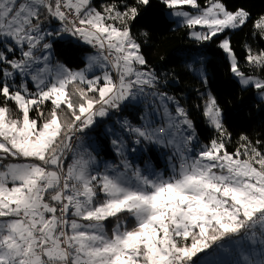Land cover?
<instances>
[{
    "label": "snow or ice",
    "instance_id": "snow-or-ice-1",
    "mask_svg": "<svg viewBox=\"0 0 264 264\" xmlns=\"http://www.w3.org/2000/svg\"><path fill=\"white\" fill-rule=\"evenodd\" d=\"M159 3L201 44L250 21L264 38V14L226 0ZM152 5L0 0V264H264V139L241 134L229 150L223 108L208 92L202 115L217 135L199 143L134 31ZM73 41L95 50L83 67L68 59ZM218 46L238 83L264 100V48L245 46L249 75L229 37ZM129 108L137 114L124 115ZM107 117L119 163L101 169L73 141ZM154 149L167 150L171 174L129 158ZM227 240L242 259H219Z\"/></svg>",
    "mask_w": 264,
    "mask_h": 264
},
{
    "label": "trees",
    "instance_id": "trees-1",
    "mask_svg": "<svg viewBox=\"0 0 264 264\" xmlns=\"http://www.w3.org/2000/svg\"><path fill=\"white\" fill-rule=\"evenodd\" d=\"M103 2L104 0H96L98 4ZM200 2L203 4V0ZM226 3L230 9L244 7L250 11L253 19L259 14H264V0H226ZM144 25L148 27L145 28ZM134 31L142 43V51L149 67L162 79H167L164 89L180 98L194 119L198 134L205 142L217 133L202 115L205 96L201 92L204 86L218 98L223 108L225 127L232 133L229 150H234L241 134H246L252 139H264V100L256 98L254 89L244 90L233 76L229 67L230 61L218 46L221 36L206 45L207 58L204 64L207 84H204L203 79L190 69L188 56L182 53L184 48L189 50L195 47V42L187 34L189 30L184 26L176 27L175 21L167 16V8L159 3V0H153L152 7L134 25ZM143 31H148L149 36H140L139 33ZM227 34L241 69L249 75L253 74L252 68L244 60L245 46L257 51L264 48V38L255 34L251 21L247 26L228 31ZM73 45L68 59L72 67H82L83 55L91 48L82 43L76 44L75 41Z\"/></svg>",
    "mask_w": 264,
    "mask_h": 264
},
{
    "label": "rangeland",
    "instance_id": "rangeland-1",
    "mask_svg": "<svg viewBox=\"0 0 264 264\" xmlns=\"http://www.w3.org/2000/svg\"><path fill=\"white\" fill-rule=\"evenodd\" d=\"M185 10H188V9L185 8ZM192 11H194V10H192ZM167 16L170 19L175 21L176 27L184 26L180 22V18L174 17V16L169 14L168 9H167ZM229 31H233V30H229ZM227 32L220 35L222 37V39L225 36L229 37ZM189 37L195 42V47L189 48V50L187 48H184L182 50V53L184 55L188 56V58H189V64L188 65L192 66V67H190V69L192 71H193V67H195L196 69L202 70L199 72H197V71H193V72L197 76H199L203 79L204 76L207 77V71H206L204 63H205V60L207 58V55L205 54V49H206V45L209 42H205V43L201 44V43L195 41L194 38H192L190 35H189ZM94 52H95L94 49H88L85 51L84 55L90 54V53L94 54ZM189 53H190V55H188ZM225 55L227 56V58L230 61L228 54L225 53ZM94 72L96 74H99V69H94ZM164 87H165V84L161 88L162 91H166L164 89ZM208 92H210V91L208 90V88L206 86H204L201 94L203 96H205L206 93H208ZM168 94L175 96L180 101L181 105L185 107V105L182 103V101L180 100V98L178 96H176L170 92H168ZM256 98L258 100H261V98L258 95H256ZM73 99H75V97ZM50 106H51L50 102H46L45 109L47 110V108H50ZM130 112L133 114H137L134 109L129 108L125 111L124 115H129ZM98 119L100 120V123L98 124V126L93 128V129L85 130V132L82 133L78 144H82L83 148L88 149L89 151H93V153L97 155V160L100 162L99 167L102 169L105 163L118 164L119 163V157H117L116 153L111 148V145L109 143V140L111 139V137L107 136L105 134V130L107 128H111L113 126L114 118L113 117H107V118H98ZM199 143L204 144L207 142H205L199 135ZM167 155H168L167 150H155L154 149L151 152L137 151L135 154H130L129 158L133 160L134 164H139L142 168L153 167L158 171L164 172L165 175H169V174H171V170L168 167ZM113 224H114V221L110 220L106 223L105 226L107 229L110 230ZM225 247L230 249V253L222 254L219 257V259L224 260L225 262L235 260V259H242L240 256L237 255V246H236L234 241H231V240L225 241ZM244 247H248V246L245 244ZM249 251H252V250L249 249ZM257 258H259V257H257Z\"/></svg>",
    "mask_w": 264,
    "mask_h": 264
},
{
    "label": "built area",
    "instance_id": "built-area-1",
    "mask_svg": "<svg viewBox=\"0 0 264 264\" xmlns=\"http://www.w3.org/2000/svg\"><path fill=\"white\" fill-rule=\"evenodd\" d=\"M82 133H79L78 136L81 137ZM79 140H75L73 141L74 144H78Z\"/></svg>",
    "mask_w": 264,
    "mask_h": 264
}]
</instances>
